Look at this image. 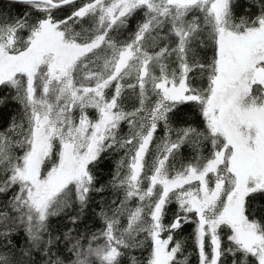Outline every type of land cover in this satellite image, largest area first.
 Instances as JSON below:
<instances>
[{
	"label": "snow or ice",
	"instance_id": "snow-or-ice-1",
	"mask_svg": "<svg viewBox=\"0 0 264 264\" xmlns=\"http://www.w3.org/2000/svg\"><path fill=\"white\" fill-rule=\"evenodd\" d=\"M12 2L28 11L0 17V86L22 106L0 131V196L8 197L0 264H35L33 253L42 264H188L174 233L189 222L199 264H264V216L248 206L264 196V0L257 15L239 18L234 0ZM138 15L126 39L112 34ZM205 33L212 58L193 60ZM197 75L206 86L195 85ZM127 92L136 95L131 111ZM190 103L203 128H174ZM189 143L196 154L177 167ZM113 149L126 151L108 187L123 196L100 209L102 230L54 235L50 218L76 205L82 213L105 191L93 168ZM172 203L178 211L166 224ZM21 230L28 247L17 258L12 237ZM137 248L146 262L131 255Z\"/></svg>",
	"mask_w": 264,
	"mask_h": 264
},
{
	"label": "trees",
	"instance_id": "trees-1",
	"mask_svg": "<svg viewBox=\"0 0 264 264\" xmlns=\"http://www.w3.org/2000/svg\"><path fill=\"white\" fill-rule=\"evenodd\" d=\"M81 2H83V0H77V3ZM234 4L235 6L233 11L237 18L241 16L248 17L249 15L254 17L259 13L261 0H234ZM27 11L28 9L25 6L13 3L12 0H0V17L15 19L22 16ZM69 14L70 9L65 7L63 10L57 13V16L59 18H65ZM32 15L39 16L40 14L33 11ZM141 19L142 16H136L130 21L127 28L122 27L118 32L112 34L114 36H118V38L121 40L126 39L135 30L137 23L140 22ZM203 39L206 41L205 44L201 45L199 42H197L193 45L195 48V56L193 57V60L200 62H210L213 55V48L210 46V43H207V33L204 34ZM194 83L196 86H206V80H202L199 75L195 77ZM0 96L7 98V103L5 105H0V131H6L11 124L12 118L19 117L22 106L18 101L12 99V97L15 96V91L12 89L0 86ZM124 103L125 108L128 111H131L134 106H138L135 93L127 92ZM90 114L94 115V112L90 110ZM185 121L190 123L193 127H198L201 129L203 128V119L199 115V109L195 108V106L191 103L186 106H181L179 116L173 120V127H184L186 126ZM119 134L121 138H126L129 134V127L126 122L121 123ZM163 135V130L158 129L155 134L156 143H159V139ZM172 138L175 139V134H173ZM152 147L154 150L155 144ZM201 147L205 149L204 154L207 155V144H202ZM125 151V149H113L105 154H102L101 159L93 168V172L97 177L98 185H105V191L103 193H93L88 206L83 210L82 213L80 212L79 206L76 205L73 208L68 209L65 214L50 218V228L54 235L62 236V234L69 228L76 229V231L72 233L74 236L78 233H87L90 236L91 234L98 233L102 230L103 221L99 215L100 209H107L112 200L122 198L123 196L121 191H114L111 187H108V184L116 171L118 162L122 157H124ZM195 154L196 149L192 144L189 143L182 146L175 157V163L177 167L180 164L188 163ZM149 159H151V157H149ZM8 195L10 196L11 193ZM7 198V196H0V208L4 206ZM248 206L249 210L254 212L257 218L264 216V196L258 195L255 198L249 200ZM177 211L178 209L175 203L169 204L167 206L164 222L166 224L171 222L175 218ZM78 213L81 217L80 221L78 224L73 225L69 221V216H74ZM194 229L195 224L189 222L183 224L182 228L176 230L174 233L175 240L180 241L184 245L183 256L188 258V264H199L198 254L193 242ZM98 243H103V240L98 241ZM12 245L14 246L16 257L20 258L21 251L26 250L28 247L27 238L22 230L13 235ZM59 251L60 254H66V249L63 244L60 245ZM131 255L135 256L142 262H146L148 252L145 249L137 248L132 250ZM33 260L35 261V264H42V258L38 253H33ZM122 264H128V258H123Z\"/></svg>",
	"mask_w": 264,
	"mask_h": 264
},
{
	"label": "rangeland",
	"instance_id": "rangeland-1",
	"mask_svg": "<svg viewBox=\"0 0 264 264\" xmlns=\"http://www.w3.org/2000/svg\"><path fill=\"white\" fill-rule=\"evenodd\" d=\"M195 227H196V225H195Z\"/></svg>",
	"mask_w": 264,
	"mask_h": 264
}]
</instances>
